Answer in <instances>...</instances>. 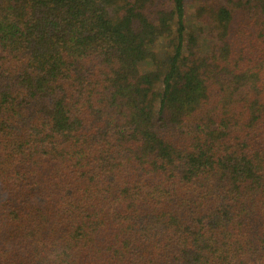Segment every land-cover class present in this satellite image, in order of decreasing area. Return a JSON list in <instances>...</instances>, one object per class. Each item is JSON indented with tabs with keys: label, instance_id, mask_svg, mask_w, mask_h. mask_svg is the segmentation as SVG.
Listing matches in <instances>:
<instances>
[{
	"label": "trees",
	"instance_id": "trees-1",
	"mask_svg": "<svg viewBox=\"0 0 264 264\" xmlns=\"http://www.w3.org/2000/svg\"><path fill=\"white\" fill-rule=\"evenodd\" d=\"M0 264H264V0H0Z\"/></svg>",
	"mask_w": 264,
	"mask_h": 264
}]
</instances>
